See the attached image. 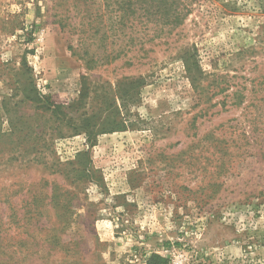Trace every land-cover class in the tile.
Instances as JSON below:
<instances>
[{"label":"rangeland","instance_id":"obj_1","mask_svg":"<svg viewBox=\"0 0 264 264\" xmlns=\"http://www.w3.org/2000/svg\"><path fill=\"white\" fill-rule=\"evenodd\" d=\"M185 4L183 26L151 40L161 29L122 25L112 0H0V264H146L153 254L168 264H264L255 108L231 99L215 113L242 86L245 105L261 95L264 0ZM185 48L206 73L203 93L187 78ZM141 75L149 83L118 118L135 129L99 135L93 148L24 96L72 105L87 86L77 119L100 114L121 79ZM224 78L230 89L220 93ZM214 145L228 156L212 154ZM83 151L95 175L66 178ZM53 185L62 219L48 205ZM52 224H66L58 240Z\"/></svg>","mask_w":264,"mask_h":264},{"label":"trees","instance_id":"obj_2","mask_svg":"<svg viewBox=\"0 0 264 264\" xmlns=\"http://www.w3.org/2000/svg\"><path fill=\"white\" fill-rule=\"evenodd\" d=\"M112 1L113 5L116 6V12L119 13L117 19L120 23H122V25H126L130 21L141 20L147 24H154L160 28V33L156 36H153L151 40L160 37L161 33H170L180 28L191 14V10L185 4V0ZM120 53L115 56V59L120 57ZM179 58L183 63L187 78L192 84L193 88L199 93H203L205 90L201 86V81L206 76V73L203 71L200 62L197 59L196 50H192V48H185L179 55ZM229 82V78L227 80L224 78L225 86L220 89V93L227 92L230 89ZM148 83L149 81L147 80L146 76L141 75L124 77L118 82L114 97L107 98V96L106 100L104 99L102 101L100 114H93L92 112V115H89L88 112H84L81 114V117L77 119L71 116L74 112V108L84 107L83 105L86 103L87 99L91 97V90L87 86H84L79 98L74 101L72 105L56 104L33 90L25 89L24 96H26V98L33 104L36 103L44 108V110L50 112L51 116L55 119V125L57 123H59L60 126L66 125L75 131V135H80L81 133L85 134L88 146L93 148L96 145L97 137L99 135L114 133L116 131H125L127 129H135L134 124L130 123L127 125L126 122L121 121L118 118L121 117V108H126L137 104L140 99L142 88ZM84 85H86L85 79ZM256 88V92L260 91L261 95L256 94L252 99L250 98L251 101L248 105H245L246 99L248 97L243 92V89H245L244 86L237 90L232 96L226 94L224 99L217 103V106H220L221 110L215 113L227 111V109H229L227 107L231 99H234V106L236 107H241L243 105L245 109H248L249 106H253L255 111H250L253 113L251 115L254 116L252 122H250L252 124V138H256L257 140L259 139L261 140V143H264V126L261 127L260 125V120H262L261 118L264 117V76H262V80H258V82L254 85L253 89ZM91 100L95 99L92 97ZM207 113L209 114V108H203V110L199 112V115H206ZM212 147V154L215 152L225 154L226 156L229 154V149L227 148L221 150V148L219 149L218 145H214ZM259 154L264 155V149H261ZM91 163L92 158L89 151L79 152L76 155L75 160L69 163V166H71L72 170L64 176H66L68 179L72 178L75 181L87 179L92 174L95 175ZM60 189V186L53 185L50 202L48 205H51L52 210L55 211V214L58 216V218L62 219L64 216H66V206L62 194L58 193ZM57 225L59 226H55L54 224L50 226V229L55 233L54 240L58 238L57 234H62V232L65 231L64 229L66 227V224ZM146 264H168V261L158 254H153L146 261Z\"/></svg>","mask_w":264,"mask_h":264}]
</instances>
